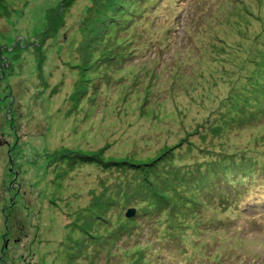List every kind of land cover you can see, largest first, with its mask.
I'll list each match as a JSON object with an SVG mask.
<instances>
[{"label":"rangeland","instance_id":"374dc122","mask_svg":"<svg viewBox=\"0 0 264 264\" xmlns=\"http://www.w3.org/2000/svg\"><path fill=\"white\" fill-rule=\"evenodd\" d=\"M234 162L264 177V0H0V264H264Z\"/></svg>","mask_w":264,"mask_h":264},{"label":"trees","instance_id":"16d2710c","mask_svg":"<svg viewBox=\"0 0 264 264\" xmlns=\"http://www.w3.org/2000/svg\"><path fill=\"white\" fill-rule=\"evenodd\" d=\"M129 1H136V2H138V4H141L142 3V0H129ZM128 2V1H127ZM126 2V3H127ZM126 3H124V6H125V9L126 10H128V6L126 7ZM118 10H121L120 9V7H119V9ZM128 13L126 12V13H124L123 12V14L121 15V17H125V15H127ZM121 17H120V19H121ZM118 18V17H117ZM116 21V20H115ZM235 161H237V160H235ZM221 164H225V168H223L222 169V171L221 170H219L218 172H217V174L218 173H224L225 172V169L227 168V166L228 165H226V163L224 162V163H221ZM235 166H240L239 164H235V162L231 165V170H229L228 171V175H224V176H216V178L213 180V179H211V181H217L219 178H220V180H222V181H228V184L227 185H225L224 184V182H222V181H220L221 183H222V189H223V191L221 192V194H223V193H225V197L227 198V200L228 201H230L231 200V202L234 204L235 203V207H236V209L238 210V211H241V212H243V209H242V207L245 205V204H247V203H251V202H253V203H256V202H258V200H256L255 198H251V199H247L246 200V198H247V196H245V195H242V194H244V192L242 191V190H245V187L247 186V188L248 187H250V185H252V181H255L256 179H262L263 181H264V177H261V175L260 174H263V172H257V170H251L250 172H248V173H243V172H240V173H238V172H236L235 173V171H237V170H239V168H237L236 169V167ZM202 170H204V168L202 169ZM248 169H247V167H246V170L245 171H247ZM244 171V172H245ZM210 175L211 173H210V171H208V172H205V174L204 175ZM236 175V176H235ZM261 180V181H262ZM253 186V185H252ZM260 186H262V184L260 185ZM228 187V188H227ZM225 188H227V189H225ZM260 189H258L257 191L258 192H260L259 191ZM243 201H245V202H243ZM260 202V201H259ZM259 216H260V214H259ZM145 217V216H144ZM143 217V218H144ZM261 217V216H260Z\"/></svg>","mask_w":264,"mask_h":264},{"label":"water","instance_id":"95a60500","mask_svg":"<svg viewBox=\"0 0 264 264\" xmlns=\"http://www.w3.org/2000/svg\"><path fill=\"white\" fill-rule=\"evenodd\" d=\"M133 213H134V209H131V210L128 212V216H131ZM31 225H32V220H31ZM32 226L36 228V231H35V237H34V240H35V238H36V234H37V227L34 226V225H32ZM34 240H33V242H34ZM33 242H32V243H33ZM31 245H32V244H31ZM31 245H30V253H31ZM30 253L25 257V261H26V258L30 255ZM3 254H4V253H2V256H3ZM2 256H1V260H2ZM2 262H3V260H2ZM3 264H4V262H3ZM27 264H32V263H27Z\"/></svg>","mask_w":264,"mask_h":264}]
</instances>
